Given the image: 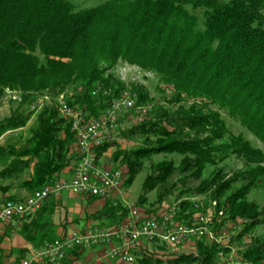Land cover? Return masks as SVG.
I'll use <instances>...</instances> for the list:
<instances>
[{"label":"trees","instance_id":"trees-1","mask_svg":"<svg viewBox=\"0 0 264 264\" xmlns=\"http://www.w3.org/2000/svg\"><path fill=\"white\" fill-rule=\"evenodd\" d=\"M120 61L152 72L173 88L167 107L155 108L156 121L146 120L126 134L145 146L118 150L112 159L128 167L130 187L152 157H181L178 164L167 160L151 166L138 204L152 192L157 193L154 205L175 197L181 201L178 220L190 224L198 204L193 198L206 196V203H216L217 216L222 206L228 220L243 222L232 245L245 246L244 239L264 224V208L249 200L253 191L264 196V151L231 135L222 112L264 144V0H110L82 10L73 0H0V99L7 88L22 93L11 117L0 121V137L25 128L33 114L25 108L44 94L52 100L23 147L0 146L2 195L17 201L12 192L33 195L74 168L72 124L60 116L56 99L74 87L75 104L89 101L96 115L91 90L110 88L113 100L126 88L108 74ZM134 92L138 103L148 100L142 85ZM115 143L105 144L99 155ZM232 156L242 167L227 178L222 164ZM54 199L49 197L38 219L20 230L35 248L56 239ZM106 207L99 218L109 225L126 215L123 206ZM198 251V256L168 261L144 251L135 256L138 264H217L219 253L230 250L199 243ZM19 252L21 259L29 253ZM239 253L243 264H262L264 236L252 237Z\"/></svg>","mask_w":264,"mask_h":264},{"label":"rangeland","instance_id":"rangeland-1","mask_svg":"<svg viewBox=\"0 0 264 264\" xmlns=\"http://www.w3.org/2000/svg\"><path fill=\"white\" fill-rule=\"evenodd\" d=\"M110 0H73L74 5L78 10L82 9H89L97 7L101 4H105ZM104 64L102 63V66ZM115 76L121 83H123L126 88L122 90L117 97H115L113 100H109L114 92L110 88H105L102 86H98L95 89L91 90V97L94 98V102H97L96 108H97V116L92 114V110L94 109V106H90V102L87 101V103L84 106H81L80 104L76 103V92L73 90L74 87L67 88L66 91L59 95V97L56 99V105L58 108V111L60 113V116L67 119L72 124V131L75 137V144L73 145V151L75 152V155L78 159V161L75 163L74 168L69 167L65 169L62 174H60V181L55 182L54 184L47 186L45 189L40 190L44 191L46 189L52 190L53 188L57 186L58 183H67L70 182L74 175V170L79 162V152H78V146H77V128L87 124L88 122L93 121H99L102 122L105 118L106 120L114 118V124H115V130H109L107 134L105 135L106 138L110 137L109 140H106L101 144V147H103L105 144H112L115 143L114 148H110L109 150L105 151L102 156L99 155L98 150L101 148L96 147L94 154L96 155V166L100 168H105L107 170L115 171L117 169H121L123 174L125 175L123 186L120 187L119 192H116L115 194H111V197H96L91 195H75L71 190L67 189H61L58 192H52L48 195V197L45 198L43 201V204L37 211L38 213L44 208V206L47 203V200L49 197L53 196L61 197L63 195V201L68 203V210L62 206V202H60L57 199H54V209L51 211V218L53 221V224L55 226V235L52 236L53 238L56 237V240H60L63 238L72 237L73 234H82V233H91L94 232L96 229H110L113 227H119L120 224H122L127 217H129V209L130 207H137L140 209L142 214H145L147 216H156L159 217L162 215L163 211H168L171 209V207L177 205L178 207L181 204V201H177L174 198L171 199L170 202H164V204L161 205H154V203L157 200V193L152 192L148 194L147 196V202L141 203L145 204L144 206H141L139 203V198L142 195V187L145 179L147 176H149L152 173V170L150 169L152 165L159 164L162 161H180L181 157L165 154V155H159L152 157L148 162L146 163L145 169L143 172L136 178L134 183L131 184L130 187L126 185L127 180L129 178V171L128 167L125 165H121L120 161L114 162L113 156L116 151H135L145 146V143L143 140H132L129 137L126 136L128 131L138 125H141L144 121L150 120V121H156V113L155 108L157 105L167 107V100H170V96L172 95L173 88L169 87L167 85H164L160 82V79L158 76L153 74L150 71L143 70L139 66L136 65H130L126 62H118L117 65L108 73ZM143 86L147 89L149 93L148 100L145 103H138V96L134 92L135 88L138 86ZM10 88L4 89V97L0 99V121H3L5 119H8L11 117V114L13 110H15L18 107V103L21 102L22 99V93L18 90H8ZM83 88L78 89V93L82 92ZM95 93V95L93 94ZM123 93H128L127 97H129L130 100L133 101L134 105L133 108H127L126 105L122 104L120 106L113 107V101L116 100V102L120 99V95ZM49 96L48 94H44L43 96ZM50 97V96H49ZM62 99V100H61ZM60 100V101H59ZM51 97L50 101L45 104V106H37L35 102L30 106L29 110L25 108V110L32 112L31 119L29 120L28 124L25 128L17 130L16 132H8L0 137V146H3L7 148L8 146H14V147H23L25 141H27L31 137V131L34 127H36L38 123V115L39 113L46 107L47 104L51 103ZM63 103V104H62ZM36 104V105H35ZM75 104V105H74ZM116 104V103H115ZM114 104V105H115ZM65 105L68 110L70 109L71 113H74L78 118L73 116L71 113H67L64 111ZM223 118L226 122V125L230 131L231 135L235 136H242L245 140L249 141L250 144L257 149H261L264 151V144L257 139L254 134H252L247 128L241 125L239 121L236 119L230 117L228 113L222 112ZM105 120V121H106ZM109 125L110 122H106ZM223 165V166H222ZM221 166L225 168V173L227 175V178L229 175H232V173L238 171L241 169V160L237 159L235 156L230 157L223 163ZM73 168V169H72ZM1 187V184H0ZM54 191V190H53ZM37 192V191H36ZM34 192L33 194H35ZM12 194H15L19 200L15 202L23 203L28 199V197L33 196L32 194H28L25 192H12ZM84 196L88 197L87 202L90 204L94 202L95 200H101L104 202L103 207L99 208V210H96L95 213H80L79 211L70 212L69 208L74 207V202H80V200H76L77 198L71 196ZM7 196L2 195L0 191V212L3 209V206L5 205V202L12 201L9 198L7 199ZM91 198V199H90ZM208 199L206 196L202 197H196L193 198V202H196V207L198 206L199 209L203 208L206 209V212L209 210V206H211L213 203L211 202H205ZM209 200V199H208ZM250 201H255L259 204L261 208H264V196L261 191H253L249 195ZM211 201V200H210ZM217 201V200H215ZM115 202H117L118 206H123L126 210V215L119 221V223L115 225H109L106 223L107 221L105 219H100L99 216L102 215L103 211L106 210V206H112L115 207ZM218 202V201H217ZM108 204V205H107ZM216 204V203H215ZM200 205V206H199ZM219 205V202H218ZM217 206V205H216ZM168 207V208H167ZM195 209V214L193 218L196 215H204L208 213H204V211H199L197 208ZM128 209V210H127ZM165 209V210H164ZM181 210L179 209V212ZM217 211V210H216ZM219 211H221L223 214L221 216H217L215 213H213V225L209 229V235L204 238H195V239H189L182 243V245L179 247L178 251L176 252L177 255H170L168 249L165 247H162V250H158L156 252L154 248L155 243H150L146 245L144 243L145 249L141 250L145 253L151 254L154 257L161 259L163 261L168 260H174L177 259L181 255H195L198 256L199 254V243H205L209 245H218L222 248L230 250L228 253L221 252L218 256V263L217 264H243L242 258L240 256L241 251L245 250L246 245L250 244L252 241V237H260L264 236V224L256 229V231L249 237H246L244 239L245 246L236 247L235 245H232L233 239L236 237L237 231H240L242 226L241 220H236L235 222H231V220H228L224 208L221 206L219 207ZM100 214V215H99ZM179 214V213H178ZM181 214V213H180ZM210 214V213H209ZM35 215L32 218H24L20 225L13 226L10 222H0V263L3 264H16L21 260L31 258V256L38 251H41L45 245L38 249L33 246V244L28 243L24 239L23 233L20 231L24 227L25 224L32 223V221H36L38 219V216ZM180 220V219H179ZM71 223L72 225H80L83 227L81 229L73 228L72 231L68 232L71 228L69 225ZM60 228L61 232H57V229ZM76 229V230H75ZM7 239V240H6ZM53 241V242H54ZM140 241H147L145 239H142ZM49 242V243H53ZM48 244V243H47ZM120 242L118 241H112V247L113 246H120ZM15 247L14 249H11V247ZM20 246H24L25 249L29 251L26 258L21 259L20 258V252L19 249ZM95 247L90 248H81L78 246H75L71 251L66 252V260L70 258L71 264H95L94 259H92L89 254L92 253V251L96 252H105L102 248L101 250H98ZM111 247L108 246L107 250H109ZM22 249V248H21ZM90 250V251H88ZM88 251V252H87ZM140 251V252H141ZM75 252H79V254L71 258V255H73ZM82 252V253H81ZM108 253V252H107ZM106 254V252H105ZM92 255V254H91ZM221 255V256H220ZM103 258L109 259V256L104 255ZM102 258V259H103ZM65 260V261H66ZM73 260V262H72ZM97 260V258H96ZM63 261V264L65 263ZM102 263L101 261L98 262V264ZM115 264V263H110ZM135 264H138L136 261ZM264 264V262H262Z\"/></svg>","mask_w":264,"mask_h":264},{"label":"built area","instance_id":"built-area-1","mask_svg":"<svg viewBox=\"0 0 264 264\" xmlns=\"http://www.w3.org/2000/svg\"><path fill=\"white\" fill-rule=\"evenodd\" d=\"M93 94L95 95V93ZM127 95L128 93H124V95L122 93L117 102L118 98L112 102L113 107L124 104L127 108H133L134 103ZM49 101L50 99L43 96V99L40 98L35 103L37 106L43 107ZM62 106H64L65 112L71 113L65 105ZM71 114L76 118L79 116L74 113ZM106 119L102 122H88L77 128L79 162L70 182L58 183L55 189L52 190L37 191L23 203L5 202L0 212V222H10L13 226H18L24 218L35 217L45 198L52 192H58L61 189H69L75 195H91L101 198H109L111 194L119 192L125 178L123 171L121 169L107 170L95 164V148L101 147L103 142L110 139V137L106 138L105 136L109 130H115L114 118ZM106 122L111 124L109 125ZM118 205L115 202V207ZM214 205L216 204L214 203ZM171 208L169 214L163 212L161 216L156 217L142 214L143 211L137 207H130L129 217L119 227L96 229L91 233L73 234L72 237L56 240L53 243L46 244L41 251L35 252L31 258L21 260L16 264H63V261L67 258L66 252L71 251L75 246L81 248L92 246H106L107 248L110 246L111 248L105 251V255L109 256L110 259L121 260L122 264H134L135 258L132 253L145 249L144 242L141 243L140 241L142 239L152 242L154 241L153 238L157 236L166 243L165 247L170 255H177L176 252L184 241L195 238L200 239L209 235V229L213 225L211 214L201 215V213L196 215L192 223L186 226L178 221L176 215L177 205ZM222 214L220 212V215ZM112 241H118L121 245L112 247Z\"/></svg>","mask_w":264,"mask_h":264},{"label":"crops","instance_id":"crops-1","mask_svg":"<svg viewBox=\"0 0 264 264\" xmlns=\"http://www.w3.org/2000/svg\"><path fill=\"white\" fill-rule=\"evenodd\" d=\"M71 195V194H70ZM71 196H73V197H75V198H77L76 200H80L82 203H81V205H80V202H74L75 204H74V207L73 208H69V211L70 212H76V211H79L81 214L82 213H95L96 212V210H99V208H101V207H103V205H104V202L103 201H101V200H95L94 202H92V203H88L87 202V198L88 197H84V196H74V195H71ZM58 198V197H57ZM56 197H55V199H57ZM91 199V198H90ZM58 200L60 201V202H62V206L64 207V208H66L67 210H68V203L67 202H65V201H63V195H61V197H59L58 198ZM69 223H70V221H69ZM72 223V222H71ZM71 223H70V227L71 228H68L69 229V231L68 232H70V231H72V229L73 228H78V229H81L82 227H83V225L82 226H80V225H72L71 226ZM59 228V227H58ZM76 230V229H75ZM57 232L59 233V232H61L60 231V228L59 229H57ZM7 240V239H6ZM15 247H11V249H14ZM21 248H24V246H20V248H18V249H21ZM98 250H100V249H98ZM88 251H90V250H88ZM87 251V252H88ZM82 253V252H81ZM77 254H79V252H77ZM92 254V255H91ZM91 254H89V256H91L92 257V259H94V261H95V264H98V262L99 261H101V259L103 258V256L105 255V253L104 252H102V251H100V252H96L95 250L94 251H92V253ZM75 256V253L73 254V255H71V258L72 257H74ZM76 258H77V255H76ZM96 258H97V260H96ZM70 259V258H69ZM72 259H75V258H72ZM76 260V259H75ZM72 262H73V260H72ZM102 263H105V261L104 262H102ZM102 263H100V264H102ZM108 263V262H107ZM115 264H122V263H120V262H116Z\"/></svg>","mask_w":264,"mask_h":264},{"label":"bare ground","instance_id":"bare-ground-1","mask_svg":"<svg viewBox=\"0 0 264 264\" xmlns=\"http://www.w3.org/2000/svg\"><path fill=\"white\" fill-rule=\"evenodd\" d=\"M8 90H11V89H8ZM47 94V93H46ZM44 97H47L48 99H50V97L49 96H44ZM40 98H42L43 99V96L42 97H40ZM216 205H214V203L211 205V206H209V210H208V214L210 213L211 215H212V218H213V213H215L216 215H217V212H216ZM172 210V208L171 209H169L168 211H163V212H166V213H170V211ZM176 215L178 216V208H177V212H176ZM218 216H221L220 215V212L218 213ZM179 221V220H178ZM181 223H183V222H181ZM184 225H186V226H189V224H185V223H183ZM153 240L154 241H152L153 243H155L154 244V247H158V248H162V247H164L165 248V242L161 239V238H159V237H154L153 238ZM143 241H141V243H142ZM146 242V243H145ZM152 242H148V241H144V243L147 245H151L152 244ZM151 243V244H150ZM145 245V246H146ZM100 248H102L103 250H107V248H106V246H101V247H97V249H100ZM154 249V248H153ZM101 250V249H100ZM137 252H140V251H135V253H137ZM135 253H132V255L134 256V258H135V261H134V264L136 263V256H135ZM108 262V263H115L114 261H118V262H120V263H123L121 260H113V259H107V258H103V259H101V262Z\"/></svg>","mask_w":264,"mask_h":264}]
</instances>
